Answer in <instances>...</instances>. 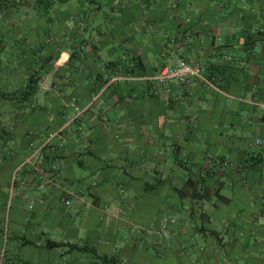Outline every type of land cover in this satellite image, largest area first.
Returning a JSON list of instances; mask_svg holds the SVG:
<instances>
[{"label":"crops","instance_id":"0c3cea01","mask_svg":"<svg viewBox=\"0 0 264 264\" xmlns=\"http://www.w3.org/2000/svg\"><path fill=\"white\" fill-rule=\"evenodd\" d=\"M26 1L0 3V264H95L76 250L69 262L62 255L54 261L57 249L15 238L40 245L54 240L53 229L68 237L56 241L78 245L93 240L72 241L80 229L97 230L98 252L117 254L119 264H264V0L172 9L171 3L52 0L51 18L34 8L35 0ZM102 7L104 22L95 25ZM130 55L140 57L147 74L107 80L105 65ZM161 56L169 65L199 64L200 76L172 80L165 85L169 95L150 98L165 66ZM97 77L105 79L101 87ZM60 143L54 153L48 148ZM166 158L175 174L163 172ZM52 160L58 170L47 192L38 187L44 180L36 169ZM75 164L85 171L79 179ZM111 173L128 181L112 184ZM189 177L209 191L201 200L174 191ZM14 182L24 185L21 193ZM145 183L156 188L147 193ZM64 188L91 198L92 207L75 206L69 195L74 206L61 209ZM150 195L159 198L157 206ZM170 218L166 239L155 231ZM191 240L195 263L185 254ZM148 246L158 258L145 252Z\"/></svg>","mask_w":264,"mask_h":264},{"label":"rangeland","instance_id":"374dc122","mask_svg":"<svg viewBox=\"0 0 264 264\" xmlns=\"http://www.w3.org/2000/svg\"><path fill=\"white\" fill-rule=\"evenodd\" d=\"M12 1H14L15 3H30V1L28 2V1H26V0H12ZM56 1V3H60L59 2V0H55ZM80 1V3H85L84 1L85 0H79ZM98 2H100V3H116V0H97ZM228 0H213L212 1V3H226ZM245 1L246 0H242V3H245ZM38 2V1H37ZM65 3H66V1H64ZM132 2H134V3H171V9H172V4H174L175 6H177V7H179V6H181L182 4H184V3H209V0H130V3H132ZM232 2V0H229V2L228 3H231ZM34 3H35V9L36 10H38L39 12H41V13H43L45 10H46V15L49 17V18H51L53 15H52V13H50V12H48L49 10H51L52 9V5L51 4H43L42 5V7H41V5H39V3H36L35 1H34ZM67 3H78V0H69ZM248 3H252V2H250V1H248ZM41 7V8H40ZM70 6H67V8L68 9H70L69 8ZM169 7V8H170ZM42 9V10H41ZM54 9V8H53ZM105 11H106V8L105 7H102V9L101 10H97L96 12V15H95V17H94V19H93V23L95 24V25H99V24H102L103 22H104V16H105ZM182 17V15L181 14H179V18H181ZM20 43V42H19ZM168 44V47H170V43H169V40L167 41V43L165 44V47H166V45ZM19 51H21L23 54L26 52V50L29 52L30 50L29 49H26V48H23L22 46H19ZM163 49H165L164 47H163ZM167 50H168V52H169V48H167ZM166 51V50H165ZM167 54V51L166 52H164V54ZM161 58H162V62L164 63V65L165 66H162V68L160 69V71L158 72V74H157V76L156 77H159V75H160V72H161V70L164 68V67H172V66H176L181 60H179L177 63H175V64H172V65H169V64H171L170 62H168V61H165L166 60V58L168 59V56H161ZM184 62H186L185 60H183ZM188 65H193L192 63H188V62H186ZM201 63V62H200ZM194 66V65H193ZM196 66H198L199 68L201 67L199 64H197ZM199 73H201L200 71H199ZM172 80H174V79H172ZM172 80H158L157 78H156V82H157V85H156V91H154V87H152L151 88V90H150V92H151V95H150V98H153V97H158L159 95H160V91L162 92V94H164V96H167V95H169L170 94V88L168 87V85L167 86H165L168 82H170V81H172ZM180 82V81H179ZM182 83H184V82H182ZM186 83V82H185ZM184 83V84H185ZM48 88H50V89H52V85H50ZM147 97V96H146ZM149 98V97H148ZM152 104H153V102H151L150 104H149V109H150V112H151V114H152V112H153V109H156V108H154L153 106H152ZM157 104V103H156ZM164 110V109H163ZM113 112V110L112 111H106V113H107V115H108V113H112ZM105 113V114H106ZM152 126L153 125H149V124H147V125H145V128L147 129V132L152 136V135H154L153 134V129H152ZM167 134V133H166ZM81 139L83 138V135H81V137H80ZM84 141V140H83ZM168 144V143H167ZM169 145V144H168ZM64 145L62 144V143H60V144H58V146L57 145H55V146H53V147H48V148H50V150H51V148H52V150L51 151H53V153L54 152H56V151H58L59 149H61L62 147H63ZM55 147H58L59 149L57 150ZM55 148V149H54ZM168 148H170V146H168ZM169 155V158L170 157H172L170 154H168ZM166 164H165V166L166 165H169V163H170V161L168 160V158H166ZM50 163V164H49ZM47 164V166H48V168H45V169H43V168H39V169H36V172L38 171L40 174H41V176H42V179H40V180H44L43 182H41V183H39L38 184V187L41 189V190H43V191H49V189H50V186H51V184H54L53 182L55 181V180H53V175H54V173H55V171H57L58 170V163L55 161V160H52L51 162H47L46 163ZM155 168L153 167V166H151L150 165V168L148 169V171H150L151 173H154L155 172ZM175 170H177V169H170L168 166H166V169H164V173H165V175L166 176H168V175H170L171 174V172L172 171H174V173L173 174H175ZM74 171H75V173H76V178L77 179H79V177H83L84 175H85V171H84V169H82V167H80L79 166V164H75V166H74ZM20 174V172H18V173H15V175H14V180H16V179H18V175ZM155 174V173H154ZM154 174H153V176H154ZM123 181V182H127L128 181V178L126 177V176H122V177H117V174L116 173H111V175H110V178H109V182H111L112 184L113 183H115V181ZM14 186H15V189H17V193H21V191H23L22 189H23V186L24 185H22V184H20L19 182L18 183H16V182H14V184H13ZM29 185H34V184H29ZM75 186H76V184H75ZM178 186H180V185H178ZM31 188V187H30ZM44 188H46V189H44ZM32 189V188H31ZM65 189V188H64ZM69 195H71V196H73L74 195V200H75V206H77V207H82V208H89V207H92V204H91V198H88V197H86V198H83L82 200L79 198V195H78V193L77 192H70V194H69V192H68V190L67 189H65V190H63V192L62 193H59V195L57 196V198H58V203H59V205L61 206L60 208L61 209H63V210H65V211H69L73 206H74V203L71 205L70 203H68L67 201H68V199H67V197L69 196ZM151 199H152V204H156L155 206H157V203L159 202L160 203V201H159V198H156V197H154L153 195H150L149 196ZM138 198H139V196H138ZM160 200H161V198H160ZM156 202V203H155ZM125 203V202H124ZM110 203L108 202V201H105V200H102V202H101V205H109ZM150 212L151 213H153V214H155V216L153 217V216H151V217H153V218H151V220L152 221H154V225H155V223H156V220L158 219V217L156 216V214H157V210H150ZM148 215H151L150 213H148ZM159 215H160V218L159 219H161V220H164V219H166V214L164 213V212H162V211H160V213H159ZM155 219V220H154ZM150 220V221H151ZM174 222V219L173 218H170V219H167L166 221H165V223H163V225H161V232L159 231V230H157V231H155V233H157L158 235H163V236H165L166 237V239H168V238H170V234L167 232V230H168V228H169V226H170V223H173ZM74 225L76 226V227H78V219H76L75 218V221H74ZM143 225L145 226V225H147V226H151L152 224H151V222H148V223H143ZM95 231V232H94ZM88 230V231H85L84 229H80V231H78L77 232V240H72V241H76V242H81V243H83L84 241H85V238H89V240H90V238H93V240L90 242V244L92 245L93 244V246H97L98 245V241L95 243V241H94V237H92L93 235H97L98 234V232H96L97 230ZM61 231L60 230H58V229H53L52 230V232H51V235H49V237L50 238H54V240H60L61 238L63 239V237L64 236H62V235H60L61 233H60ZM117 233V232H116ZM117 234H120V233H117ZM115 235V233H113V235L114 236H116L115 238H116V243H118L119 241H118V235ZM64 238H68L67 237V235H65V237ZM196 240H198L199 241V243H198V245L197 246H199V247H201V248H203V244H204V241H202V237L200 236L199 238H196ZM196 240H191V241H189L184 247L186 248V250H185V254H186V256H188L189 257V259L193 262V263H195L196 262V259L194 258V256H193V253L192 252H189V250L190 249H192V246H191V244L193 243V244H196ZM100 243H102L101 241H99ZM95 244V245H94ZM95 246V247H96ZM115 246H117V245H115ZM143 246H145V242L143 241L141 244H140V248H142ZM63 252H64V254H63ZM115 252H116V250H115ZM145 252L150 256V257H154V259H156V258H158V257H156L155 256V253L153 252V249H152V247L150 246H148L146 249H145ZM60 255H62V257H64L63 259H64V261H66V262H69L70 261V255L69 254H67V253H65V249H62V248H59V249H57L56 250V252L55 253H53V254H51V256H52V259L54 260V261H56L58 258H59V256ZM79 255H81L83 258H93L92 256H91V254L90 253H83L82 252V254H79ZM162 259H165V257H161ZM65 262V263H66ZM149 264H151V262H149Z\"/></svg>","mask_w":264,"mask_h":264},{"label":"trees","instance_id":"16d2710c","mask_svg":"<svg viewBox=\"0 0 264 264\" xmlns=\"http://www.w3.org/2000/svg\"><path fill=\"white\" fill-rule=\"evenodd\" d=\"M35 2L39 3L41 7H42V3L43 4L53 3L52 0H35ZM0 3H6V4L10 3L11 5H13L15 2L12 0H0ZM105 74H106L107 80L110 79V77H119V76L144 77L147 74V70H146L145 65L143 64V61L140 59V57L130 55L126 58V60L121 58L119 61L108 62L105 65ZM95 80L100 82L98 83L99 87H101L104 84L103 82H105V79H103V81H100V77H97ZM148 85L146 87H149ZM31 90L32 88L28 90L29 94H32ZM23 95H24V92L22 96ZM259 156L260 155L254 158V160L258 164L261 163L262 161V159H260ZM243 163L244 164L248 163V160L245 159ZM184 169L189 170V169H186L184 166H182V170ZM195 183L196 182L193 181L189 177L186 179L183 188L181 189L173 188V189L178 194L180 199H184L186 196L190 195L189 197L192 199V201L201 200L205 195L209 193V191L205 190L202 187H200L199 189H196ZM155 188H156V185L149 184V183L144 184V191L147 193L153 191ZM214 194L218 198H223L221 195L218 194V190L214 191ZM95 202L96 200L93 201V203ZM15 238H17L20 242H22V245H34V246H39L41 248H45L48 250L63 248L65 249V253L67 254L71 253L74 250L79 251L81 253L82 252L90 253L95 261V264H119V260H120L117 254L107 255V254L99 253L97 248L89 244L88 242H84L83 244L78 245L77 243L56 241V240H51V239L46 238L44 239L42 244L38 245L36 240L26 239L24 235L15 236Z\"/></svg>","mask_w":264,"mask_h":264},{"label":"built area","instance_id":"2783aa9c","mask_svg":"<svg viewBox=\"0 0 264 264\" xmlns=\"http://www.w3.org/2000/svg\"><path fill=\"white\" fill-rule=\"evenodd\" d=\"M200 68L196 65H188L186 62L181 60L176 66L172 67H164L159 77L157 79L160 80H172L177 79L180 82H187V76L188 75H195L200 76L199 74ZM258 144H260V141H257Z\"/></svg>","mask_w":264,"mask_h":264}]
</instances>
